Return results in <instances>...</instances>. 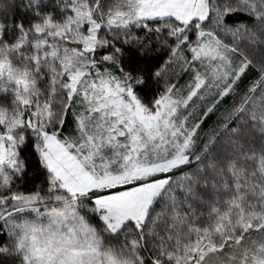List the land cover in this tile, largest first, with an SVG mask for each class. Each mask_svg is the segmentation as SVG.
I'll use <instances>...</instances> for the list:
<instances>
[{"label": "snow or ice", "instance_id": "1", "mask_svg": "<svg viewBox=\"0 0 264 264\" xmlns=\"http://www.w3.org/2000/svg\"><path fill=\"white\" fill-rule=\"evenodd\" d=\"M0 264H264V0H0Z\"/></svg>", "mask_w": 264, "mask_h": 264}]
</instances>
